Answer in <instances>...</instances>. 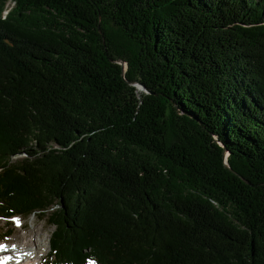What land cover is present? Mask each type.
<instances>
[{
    "label": "trees",
    "instance_id": "16d2710c",
    "mask_svg": "<svg viewBox=\"0 0 264 264\" xmlns=\"http://www.w3.org/2000/svg\"><path fill=\"white\" fill-rule=\"evenodd\" d=\"M32 214L51 264H264V0H0V215Z\"/></svg>",
    "mask_w": 264,
    "mask_h": 264
},
{
    "label": "rangeland",
    "instance_id": "374dc122",
    "mask_svg": "<svg viewBox=\"0 0 264 264\" xmlns=\"http://www.w3.org/2000/svg\"><path fill=\"white\" fill-rule=\"evenodd\" d=\"M21 157L22 156L16 158ZM53 230L54 226L49 225L46 218H41L37 215H13L12 218H6V216L0 215V237L2 240L7 241L8 245L12 244V242L14 243L15 240L30 243H32L34 239H37L38 242L43 241L44 247L39 250V253L35 256L36 260H42L39 264H51L49 251L50 238ZM91 264L96 263L93 262Z\"/></svg>",
    "mask_w": 264,
    "mask_h": 264
},
{
    "label": "bare ground",
    "instance_id": "6f19581e",
    "mask_svg": "<svg viewBox=\"0 0 264 264\" xmlns=\"http://www.w3.org/2000/svg\"><path fill=\"white\" fill-rule=\"evenodd\" d=\"M43 247V241L37 239L32 243L15 240L0 250V264H39L42 260H36L35 256Z\"/></svg>",
    "mask_w": 264,
    "mask_h": 264
},
{
    "label": "water",
    "instance_id": "95a60500",
    "mask_svg": "<svg viewBox=\"0 0 264 264\" xmlns=\"http://www.w3.org/2000/svg\"><path fill=\"white\" fill-rule=\"evenodd\" d=\"M131 84H134L135 86H137V88L138 89H145V86L141 83V82H139V81H134V82H131ZM224 157H225V165H226V167L230 170V171H232L233 173H235V174H238L233 168H231L230 166H229V164L227 163V161H226V150H225V147H224Z\"/></svg>",
    "mask_w": 264,
    "mask_h": 264
}]
</instances>
